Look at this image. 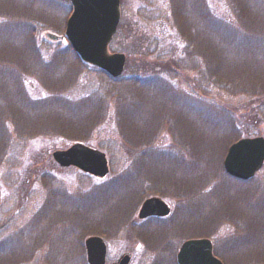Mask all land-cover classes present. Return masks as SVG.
<instances>
[{
  "label": "rangeland",
  "instance_id": "1",
  "mask_svg": "<svg viewBox=\"0 0 264 264\" xmlns=\"http://www.w3.org/2000/svg\"><path fill=\"white\" fill-rule=\"evenodd\" d=\"M71 12L70 0H0V133L8 139L0 143V264H88L84 241L92 236L104 241L106 264L126 253L131 256L129 264H176L180 245L199 238L212 242L214 255L222 264H264V163L248 181L241 199L237 197V186L232 185L222 194L227 198L225 202L222 197L217 198L220 203L216 200L207 205L208 198L215 200L219 185H226L225 177L233 179L225 174L222 164L237 137L264 139V0H120L116 33L107 48L111 54L125 56L121 76L129 77L131 67L137 74H132L130 81L139 84L144 80L138 69L142 63L155 66V62L168 60L177 68L164 73L155 70L158 75L147 70L148 84L143 82L145 89L136 94L138 100H149L146 106L150 111L161 110L155 119L165 132L160 148L167 150L171 142L175 147L185 143L183 149L189 154L188 146L195 143V152L206 154L221 139L230 141L224 146L220 171L202 168L201 173L198 170L188 174L179 168L184 179L193 180L200 174L205 181L201 182L203 191L196 193V202L190 201L187 209L169 196L172 192L164 191L167 196L147 194L148 182H143L141 189L149 196L117 209L120 188L109 186L112 190H108L106 186L133 163L109 102L117 92L111 93L113 87L108 79L88 65L81 68L76 84L69 87L58 79L60 69L57 74L51 73V81L60 85L55 87L31 57L39 54L43 62H49L55 49L69 46L65 28ZM12 52L25 56L20 61L9 59ZM214 57L219 58L218 68ZM20 92L24 93L22 99L34 104L31 110L22 107ZM92 96L110 105L84 142L105 155L109 172L103 179L54 163L53 152L76 142L61 136L30 135L17 127L23 121L20 119L32 115L25 120L29 125V119L38 113L44 120L50 111L39 110L38 106L48 97L79 102ZM9 112L19 118L13 127L6 121ZM140 120L136 126L143 131L158 125L150 121L141 125ZM180 122L187 129L184 135L177 133L182 130H177ZM204 122L210 126L202 133ZM168 127L173 128L170 135L166 133ZM230 134L236 139H231ZM150 143L135 148L142 150ZM180 156L175 152L177 159ZM172 176L179 175L173 172ZM101 189L111 207L105 221L112 229H102L104 235H91L89 232L96 231H86L84 227L100 211L89 207L88 202L96 197L100 205L103 194L97 192ZM88 195L90 198L85 199ZM151 197L162 199L170 209L162 223L138 219L142 203ZM129 204L133 209L127 207ZM192 204L198 208H191ZM219 204L231 211L222 213ZM198 210L199 215L195 214ZM258 217L263 219L259 221ZM101 218L96 215L95 221ZM254 218L256 223H252ZM176 223H191V231L171 229L169 225ZM139 230L149 233L142 237L144 231L138 233ZM244 234L255 237L249 243L239 242Z\"/></svg>",
  "mask_w": 264,
  "mask_h": 264
},
{
  "label": "trees",
  "instance_id": "2",
  "mask_svg": "<svg viewBox=\"0 0 264 264\" xmlns=\"http://www.w3.org/2000/svg\"><path fill=\"white\" fill-rule=\"evenodd\" d=\"M179 5L180 6L182 5L181 2H179ZM23 56L25 55H21V54L16 55L15 52H12V56H10L9 59H15V60L18 59L20 61L21 60L20 58ZM35 56L36 55L31 56V57L36 60L37 66L46 75V78L48 79L47 82L50 84L52 82L53 84L56 85L55 87L60 86V85H58L54 81H51V73L57 74L59 71L58 69H60L62 73L57 74L60 76L58 77V79H62L66 83V85L69 87V86H73L76 84L79 73L81 72V68L82 67L85 68L84 64L80 62L78 57L72 52L69 46L55 49V51L53 52V58L49 62H43L39 58L40 57L39 54H38V57H35ZM7 59L8 58L4 59L5 63ZM212 59L215 61L217 65L216 68H218L220 64L219 58L214 57ZM155 63L157 64H155V66H152L151 63L145 62L141 64L142 68H138L142 71L140 72V75L144 74L143 75L144 80H141L140 82H138L140 85H142V87L139 86V84H134L130 81L131 80L130 77L132 76V74H137L136 72H134V70H131L130 66H128L130 67V69L128 68V70L131 72V74L127 78H124V76L122 75L121 77L113 80L98 71L100 74L105 76L106 79H108L109 85L110 84L112 85L113 88L110 89L111 93L114 91L117 92L115 94V97L111 96L112 100L111 99L110 100L108 99V100L109 102H111V106L115 110V120H116V123L118 124L117 126L118 131L121 136L126 137L127 144L125 145V147L127 149V154L130 153L129 155L131 156V159L133 162L131 168H129L128 171H126L120 177L118 175L115 181L111 183L112 185L106 186L108 190H112V188L109 186H116L117 189L120 188V190L117 193V194L120 193V196H118V203L116 204L117 209L120 206H123L129 202L137 203L141 201L143 198H145L146 196H149V195H145L143 193L144 190L141 189L143 182H148L150 185V189L148 190L149 192L147 194L167 196L164 191L172 192L169 196L175 198L179 204L181 203V205H183L184 208L187 209L186 205L190 201L196 202L195 200L196 193L203 191L202 187L204 189L205 186L201 182H205V181L203 180V177L200 174L197 175L198 177L193 180L184 179L183 177L185 176V174H182L179 168L184 169L185 170L184 173H188V174L192 172H197L198 170H199V173H201L202 168H205V169L208 168L209 171H215L216 169L220 171V168H219L220 161L223 158L224 152L226 150L224 146L230 142L226 138H224L223 140L221 139L219 143L215 144L212 151L206 154H205V151L195 152V147H194L195 143H193L192 146L190 145L188 146V148L190 147V151H191V153L189 152V154L192 157L188 154V152L185 149H183V147L186 145L185 143H183L180 146L175 147L174 145H172V142H171L170 146L167 147V150L160 148V145H159V143H161L160 139L163 138L162 135H164L165 132H163L162 127L160 126L159 123L155 121V119L157 118V115L161 113V110L159 108H154L150 111L148 106H146L149 100L143 97H141L138 100V98H136V94L137 92L143 91V89H145V83L143 82H146L148 84L149 78L146 77V74H145L147 70H150L152 72V75H158V72H155V70L159 71V73H164L171 68L176 71L177 68L175 65H173L174 62L170 63L168 62V60L164 62L159 61ZM7 64L9 65V63ZM20 93L21 94L18 95V98L21 102L22 107L25 110H28V109L31 110L30 106L32 107L34 104L32 103V105H30V103L22 99L21 97H23L24 93L22 92ZM135 99H137L138 101H136ZM26 105L27 107H25ZM40 105H41L40 107L38 106L39 110H41V108H44V109L46 108L47 110L50 111L44 115V120L41 118L42 116L38 113L35 117H33V119H29L30 120L29 125L26 123L25 120L26 118L32 117V115L23 117L22 119H20V120H23L24 122L19 121L21 122L20 124L21 126L17 125V127L22 129V131L29 132L28 134L30 135L61 136V137H66L71 142H79L83 144L84 142H87L88 140L86 137V134L89 132L90 129L93 130L98 124V122L101 119H103L102 117L104 115L102 112H104L105 108L110 106V105H105L104 101L99 99V97L95 98L93 96L90 98L80 100L79 102H69V101L63 100L62 97L61 98L60 97H52V98L48 97L46 100H43ZM146 107L148 108L147 110L145 109ZM152 111H153V114L152 115L149 114V112H152ZM29 112L33 113L32 111H29ZM8 115L10 116L6 118V121L11 123L13 127L16 121H18L17 119L19 118L17 115H16V119L13 118L10 112L8 113ZM181 117L182 116H180V118ZM139 119H142L140 120L141 125H144L147 121H150L153 123L156 122L158 125L154 129H144L143 131L142 127L136 126V123H138ZM181 124H184V122L183 123L180 122L177 124L179 126L177 130H180L182 128V130L178 131L177 133L184 135L187 129L185 128V126H181ZM213 125L216 129H218L217 122L216 123L214 122ZM209 126H210L209 122L207 124L204 122L202 133H205V130L207 129L206 127H209ZM28 127H30V129H28ZM171 129L173 131L172 127L167 128L166 133L168 135H170L169 133ZM188 133L189 135L192 136V132L188 130ZM18 134L22 135L23 133L19 131ZM80 134H83V135H80ZM230 135H231L230 136L231 139H236L235 138L236 136H232L233 134H230ZM238 139L239 137H237V140ZM186 140L188 144L191 143L190 137H186ZM5 141H8L7 137H5L4 133L3 134L0 133V143L3 144L5 143ZM150 141L151 143L148 148H145L142 150L135 148V145H144ZM175 152L181 154V156L179 157L180 159L179 158L177 159L175 157ZM195 154H202V155H200L199 158H195L193 156ZM173 172H177L179 176H172ZM220 174L224 175L223 172ZM226 179L227 178L225 177L224 182L226 183V185L225 186L219 185L218 191H216V193L214 192L215 193L214 196H216L215 200H213L212 197L207 199V205H210L211 203H213V201L215 202L217 198L220 199L222 197L225 199L224 200L225 202L227 198L223 196L222 194L227 189V187H231L232 185L237 186L238 196L237 195L236 196L239 199H241L240 197L245 195L246 192H244L243 189H246L247 185L250 182H238L234 179H231V180L227 179L228 180L227 181ZM104 192L105 190L101 189L99 192H97V195H101ZM90 196L89 195L86 196L85 199H89ZM105 197L106 196H104L103 194L101 199L104 201L100 202V205L96 204L95 202L97 199L96 197L94 200L91 199L88 202L89 207H92L100 211V214H95L93 218L90 220L91 222H88L86 224L87 227H84L86 231H89V229L96 231V232H89L91 235L92 234L104 235V232H101L102 229L103 230L105 228L108 230L112 229L109 227L108 222L105 221V219L110 215L108 212L111 209V207H108V205L106 204V202L108 201L107 200L108 198L105 200ZM217 201L220 203L219 200ZM219 205L221 206L220 208L221 211L223 210L222 213H227L231 211L229 207L225 208L224 210V207L221 204ZM193 206H197V205L192 204L191 208ZM127 207H129L130 210L133 209L132 204H129ZM102 210H105V211H102ZM197 213L199 215V210L195 211V214ZM214 214H217V213L214 212ZM96 215H99V216L101 215L103 219L101 218V220L98 219L97 221H95ZM262 219L263 218L258 217L259 221ZM162 221H164V219L151 218V219H147L145 222H148L150 224L151 222L162 223ZM252 223H256L255 218L252 219ZM190 224L191 223H189L188 225H186L185 223H176L175 225H169V226L171 229H176L178 231H181L182 233L184 232L187 233L191 231V228H189ZM203 229L207 230V228H203ZM143 231L144 230H139L138 233L143 232ZM148 233L149 231L147 230L144 231L142 233V237H145ZM254 235L255 234H244L245 237L240 238L239 242L249 243L253 241ZM233 243H232L233 245L236 244V246H238L237 242H233ZM6 264H10V263L8 262Z\"/></svg>",
  "mask_w": 264,
  "mask_h": 264
},
{
  "label": "water",
  "instance_id": "3",
  "mask_svg": "<svg viewBox=\"0 0 264 264\" xmlns=\"http://www.w3.org/2000/svg\"><path fill=\"white\" fill-rule=\"evenodd\" d=\"M72 12L66 21L65 38L82 63L105 73L112 79L121 76L125 56L110 54L108 45L116 32L119 21V0H70ZM60 168H76L93 176L104 178L108 174L105 155L83 144H72L65 150L51 154ZM264 162V139L243 138L233 143L223 159V170L229 177L248 181L260 170ZM168 206L157 197L146 199L138 212V219L164 218ZM88 264H105L106 246L100 237L92 236L84 241ZM128 255L117 263L128 264ZM177 264H222L212 254L208 239L185 241L176 254Z\"/></svg>",
  "mask_w": 264,
  "mask_h": 264
},
{
  "label": "flooded vegetation",
  "instance_id": "4",
  "mask_svg": "<svg viewBox=\"0 0 264 264\" xmlns=\"http://www.w3.org/2000/svg\"><path fill=\"white\" fill-rule=\"evenodd\" d=\"M124 255H128L129 258H130V261H131V256H130V254L126 253V254H123L122 256H124ZM122 256H121V258H122ZM105 259H106V256H105ZM130 261H129V263H130ZM117 262H118V260H117L116 262H114V263H117ZM114 263H112V264H114ZM129 263H128V264H129ZM105 264H106V261H105Z\"/></svg>",
  "mask_w": 264,
  "mask_h": 264
}]
</instances>
